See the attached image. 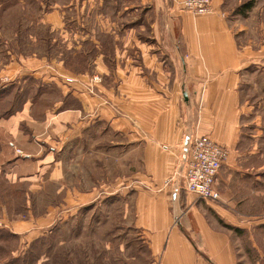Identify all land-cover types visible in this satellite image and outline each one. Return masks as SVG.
Segmentation results:
<instances>
[{
	"label": "crops",
	"instance_id": "1",
	"mask_svg": "<svg viewBox=\"0 0 264 264\" xmlns=\"http://www.w3.org/2000/svg\"><path fill=\"white\" fill-rule=\"evenodd\" d=\"M35 1L31 30L36 23L72 44L75 56H97L81 72L44 60L6 66L15 75L2 88L29 78L58 97L42 113L27 100L0 119V178L26 186L29 208L40 198L57 207L7 210L0 264H245L242 235L255 215L240 204L255 201L264 176L261 114L249 95L259 75L264 83V0H215L204 16L184 11L183 0ZM91 77L101 81L95 88ZM203 136L229 152L218 202L185 190L189 145ZM98 151L136 168L133 208L115 212L123 218L117 226L110 211L78 208L115 195L99 198L96 180L83 191L76 155Z\"/></svg>",
	"mask_w": 264,
	"mask_h": 264
},
{
	"label": "rangeland",
	"instance_id": "2",
	"mask_svg": "<svg viewBox=\"0 0 264 264\" xmlns=\"http://www.w3.org/2000/svg\"><path fill=\"white\" fill-rule=\"evenodd\" d=\"M262 13V14H261ZM264 8L259 7L258 18L264 20ZM40 14V8L35 0H30L28 2H19V0H0V119L7 118L14 114L15 112H20L25 107V102L27 100L33 101V110L37 113H42V111L47 110L50 106L49 100L56 99L58 97V91L56 88L47 90L44 93L42 86L32 79H23L14 83L15 85L7 86L6 89L2 88L5 85H9V81L15 75L13 72L6 68L10 62L14 61L20 65L23 64H33L38 63V61L43 63L53 64L55 67L60 63L62 66L71 71L81 72L83 69H89V63L97 56L95 54H89L85 57L73 54L72 44L67 45V42L59 40V35L56 32H50L48 29L37 25L34 23L32 30L30 29V21L36 18ZM260 14L262 16H260ZM260 26L264 25L259 23ZM28 26V28H26ZM34 33V39L28 38L30 33ZM258 32H263L262 30ZM73 41H71L72 43ZM111 42L106 41L104 52H111ZM90 53L94 52L90 45L87 46ZM9 52L15 53V55L8 54ZM109 56V55H108ZM107 56V57H108ZM112 59L108 57L107 60ZM93 77V75H92ZM92 87L95 88L97 84L101 81H94L92 79ZM257 84L258 89L253 87V91L249 92L251 100L253 101V106H259V112L261 114L260 120V139H261V150L264 154V83L261 75L258 76ZM8 81V82H7ZM252 81V79H251ZM11 83V82H10ZM252 86L254 84L252 83ZM93 88H89L91 93L94 92ZM94 94V93H93ZM4 143V136L0 132V153L1 146ZM13 141L8 142V146ZM15 144V143H14ZM16 146V144H15ZM17 147V146H16ZM18 148V147H17ZM21 150V149H20ZM22 151V150H21ZM23 152V151H22ZM105 152H86L79 153L76 155L77 161L81 162L82 167V188L83 191L89 190V188H94L93 182L96 180L98 183L97 191L98 196L103 197L105 192H114L113 200L107 202L97 201L95 203L83 202L79 209L83 210H107L110 211L108 220L112 222L111 225L117 226L121 224L123 218L121 214L115 213L116 211H121L127 208H133L134 195L131 192L132 182L136 176V168L133 167H122L121 161L116 160V155L119 152H115L114 160L109 161L105 157ZM120 155V154H119ZM96 168V169H95ZM129 176L130 179H127ZM97 177V179H94ZM108 178V179H106ZM112 178V179H109ZM254 179V178H253ZM77 180V179H76ZM258 195L256 199L252 202H242V210L245 212H250L255 215L248 217V222L251 221L250 230L244 231L241 240L242 248V259H246L245 264H264V176L263 179H258ZM108 182V183H106ZM130 184V185H127ZM121 189L124 192L129 191V197L124 200L122 198H117V195H121ZM216 189V186H215ZM220 194V192L216 189ZM26 186L25 185H12L9 184L8 179L0 178V218L7 210L14 212H23L27 209H44L48 202L42 201H31L30 208L29 203L25 200ZM221 197V194H220ZM255 197V196H254ZM253 197V198H254ZM254 201V202H253ZM62 204V203H61ZM57 202L48 204L50 208H56ZM17 218V217H16ZM20 220H24L25 216H20ZM85 224L89 225L90 220L93 219L89 217H83ZM88 231V230H87ZM86 237L83 242L89 241V233L86 232ZM100 234L99 236H101ZM1 239H7L6 236H0ZM5 237V238H4ZM0 239V240H1ZM8 247L7 244L0 243V247ZM8 249L0 248V258L4 251ZM84 253H88V246H82ZM244 261V260H242Z\"/></svg>",
	"mask_w": 264,
	"mask_h": 264
},
{
	"label": "built area",
	"instance_id": "3",
	"mask_svg": "<svg viewBox=\"0 0 264 264\" xmlns=\"http://www.w3.org/2000/svg\"><path fill=\"white\" fill-rule=\"evenodd\" d=\"M214 1L183 0L182 8L196 16L209 15L212 13ZM94 81L98 82L100 79L94 78ZM10 146L18 156L28 158L14 143H10ZM228 157L229 152L210 138L204 136L193 138L189 145L184 173L186 192L203 200L220 201L221 197L215 186L220 169Z\"/></svg>",
	"mask_w": 264,
	"mask_h": 264
}]
</instances>
